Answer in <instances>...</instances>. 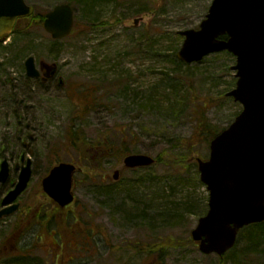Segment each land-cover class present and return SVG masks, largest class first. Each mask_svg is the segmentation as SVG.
<instances>
[{"label": "rangeland", "instance_id": "374dc122", "mask_svg": "<svg viewBox=\"0 0 264 264\" xmlns=\"http://www.w3.org/2000/svg\"><path fill=\"white\" fill-rule=\"evenodd\" d=\"M26 1L37 14L71 1L77 24L74 34L56 43L43 25L34 24L0 44V164L8 158L11 165L9 181L0 183V208L18 178L22 155L33 159L20 210L0 218V264L22 246L33 261L45 264H156L141 249L176 244L177 238L184 244L170 246L165 264L214 263L187 238L209 201L197 159H207L210 148L197 139L195 120L197 104L233 88L235 58L216 53L192 64L175 61L184 40L180 32L197 27L212 0ZM29 55L37 64L57 63V76L45 84L27 79ZM239 108L234 100L217 98L207 116L223 126ZM73 129L87 140L70 144ZM107 134L115 154L100 157L94 148L87 150ZM122 141L129 146L125 150ZM129 153L157 161L126 169ZM55 160L81 167L76 200L67 209L40 184ZM53 218L61 223L57 231Z\"/></svg>", "mask_w": 264, "mask_h": 264}, {"label": "water", "instance_id": "95a60500", "mask_svg": "<svg viewBox=\"0 0 264 264\" xmlns=\"http://www.w3.org/2000/svg\"><path fill=\"white\" fill-rule=\"evenodd\" d=\"M34 8L25 0H0V40L8 36L20 18H28ZM138 23V19L135 20ZM74 26V9L61 3L50 10L44 27L53 38L68 36ZM185 36L177 53L180 60L192 63L205 56L228 50L236 56V86L228 91L242 111L230 126L211 141L210 158L199 160L201 180L210 193L209 210L199 218L192 236L205 254L223 256L232 248L240 229L264 221V0H213L198 29L181 32ZM226 35V39L220 38ZM26 72L37 77L34 56L25 61ZM47 77L56 72L55 65L43 63ZM60 84H63L61 78ZM155 159L147 154H130L127 167L151 165ZM77 165L60 162L42 178L44 192L60 207L71 204ZM119 170L114 178H119ZM10 175V164H1L0 182ZM32 160L22 166L15 186L4 196L0 218L20 208L16 200L32 178Z\"/></svg>", "mask_w": 264, "mask_h": 264}, {"label": "trees", "instance_id": "16d2710c", "mask_svg": "<svg viewBox=\"0 0 264 264\" xmlns=\"http://www.w3.org/2000/svg\"><path fill=\"white\" fill-rule=\"evenodd\" d=\"M44 18H45V15L43 13H38V14L36 13L32 17V22L29 25L24 26V23L21 22V23L16 25L15 30L13 32L14 33H22L25 29L31 27L34 24L42 25ZM145 37L149 38V36H145ZM53 42L56 43V42H58V40H53ZM140 46H141V48H140ZM137 47L139 48V51H140L142 49L141 43H139L137 45ZM223 53L233 57V55L231 53H228V52H223ZM175 61H178L177 63H179V64L181 63L179 60H177V58H175ZM234 84H235V81H233L232 86ZM217 98H222L223 101L224 100L225 101L230 100V99L233 101L232 98H229L226 96V92H223L218 97H210V100L204 101L205 103L201 107L197 104V111H198L199 115L196 117V120H195L196 121L195 134H196L198 140L202 139V141H205L208 143V146L210 145V142L213 139V137H215L218 133H220L223 129H225L234 120L235 116L240 112V108H239L233 114V116H231V118L228 120V122H226L225 125H223V126L216 125V123L211 122L212 120L207 116V112L210 108L215 106V101ZM237 105H239V104H237ZM86 140L87 139L81 133L80 130L73 129L70 132V144H73V146L74 145L77 146V144L79 142L84 143V141H86ZM193 141L194 140L192 139L191 141L187 142L186 144L189 146ZM101 142L102 141L97 143L99 145H94V144L92 145L91 143H88L86 145L87 150H91L92 148H94V150H96L98 152V155H100V157L105 156V155H113L116 153L117 147H116L114 141L112 139H110V137L108 139H106L104 144ZM101 144H103V145H101ZM121 145H122L121 148H123V149H120V150H125L129 147V146H126L124 141H122ZM178 160H180V159H178ZM55 161H58V160H55ZM51 164L53 165L54 163H51ZM176 164H177V160H176ZM94 170H95V168H93V167H90L88 169V171H94ZM131 170H136V169H131ZM190 210H193V209H190ZM193 212H195V211L193 210ZM196 214H199V213H196ZM202 214L203 213H200L199 216ZM178 217H180V216H178ZM178 221L179 220H176L174 222H178ZM59 224L61 225L60 220L56 221V220H54V218L52 219V226L56 227V229H55L56 231L58 230L57 227L59 226ZM45 226L47 227V225H44L43 228ZM47 228H44V229L47 230ZM86 231L88 233L89 231H91V228L86 229ZM43 232H46V231L43 230ZM187 238L189 239V242L191 244L196 243V242H194L192 237H190V235ZM183 240L184 239H182V238H177L176 244H174V241H170L169 245H167L165 242L159 243L158 246H154L153 244H151V245L149 244L150 245L149 249H148V247L145 249L142 248L141 249L142 251L141 250L140 251L141 252L147 251V253L150 256H153V261H152L153 263L165 264V258H167V252H168V249L170 248V246H174V245H178V244H179V246H183L182 245V244H184V243H182ZM60 244H61L60 248L62 250H64V242L60 243ZM19 250H21V251L17 252L14 256H9L8 257L9 259H7V261H5V263L6 264H45V262H42L41 259H39L36 262L33 261L30 257L29 251L24 249V247H21ZM206 258L213 260L214 263H212V264H264V221L260 222V223H253V224H250V225L242 228L239 235H238V240H237L236 245L232 249H230L227 253H225V255L223 257H219L215 254H211V255H206ZM0 261H4V260H0Z\"/></svg>", "mask_w": 264, "mask_h": 264}, {"label": "flooded vegetation", "instance_id": "af4514ba", "mask_svg": "<svg viewBox=\"0 0 264 264\" xmlns=\"http://www.w3.org/2000/svg\"><path fill=\"white\" fill-rule=\"evenodd\" d=\"M45 72H46V69H42V71H41V76L38 77V78H36L35 81H36V82H39V83H41V82L46 83V82L51 81L52 79H54V78L56 77V76H54L53 78H51V79H49V80H44ZM58 78H60V77H58ZM22 160H23V158H22Z\"/></svg>", "mask_w": 264, "mask_h": 264}]
</instances>
